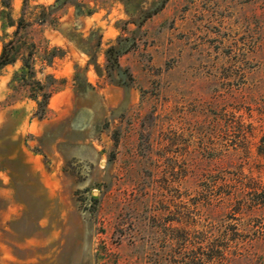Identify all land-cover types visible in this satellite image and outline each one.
<instances>
[{"label":"rangeland","instance_id":"1","mask_svg":"<svg viewBox=\"0 0 264 264\" xmlns=\"http://www.w3.org/2000/svg\"><path fill=\"white\" fill-rule=\"evenodd\" d=\"M12 39L0 264H264V0H0Z\"/></svg>","mask_w":264,"mask_h":264},{"label":"trees","instance_id":"2","mask_svg":"<svg viewBox=\"0 0 264 264\" xmlns=\"http://www.w3.org/2000/svg\"><path fill=\"white\" fill-rule=\"evenodd\" d=\"M6 3L5 5L10 7V4H8V2H4ZM157 10H155L156 12ZM154 12V13H155ZM150 15V14H149ZM39 22H43V19L38 20ZM16 29L13 33V37L14 38H18L19 35L22 33V31L25 30V27L29 26V24L25 21L24 17H20L19 20L17 21L16 24ZM22 44V43H21ZM21 44H18L17 41L15 39H12L8 42H5L3 45V51L0 55V69L5 67L6 65L12 64L14 62H16L18 55L21 53V51L23 50V46ZM25 49V48H24ZM116 48L114 46L110 47L107 50L108 53V62L110 63V66H116L118 65V55L120 53V51H116ZM116 52H118L116 54ZM32 50L29 48L27 50V56L24 57L23 56V66L21 68L22 70V75L19 77L20 78V82L22 84H26L28 83V80L34 78L35 76V70H34V66L32 64ZM33 82V92L34 94L32 95V97L37 101L38 103V108L40 111V116L43 115V112L45 111L47 105H48V101L50 99V97L52 96V90H47V87L45 84H43L41 81L39 80H34ZM41 92V99H38L37 93ZM260 152L264 155V136L261 139V146H260Z\"/></svg>","mask_w":264,"mask_h":264}]
</instances>
